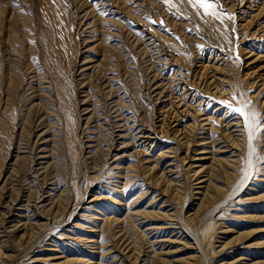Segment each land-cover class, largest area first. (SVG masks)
I'll return each instance as SVG.
<instances>
[{"label":"rangeland","instance_id":"374dc122","mask_svg":"<svg viewBox=\"0 0 264 264\" xmlns=\"http://www.w3.org/2000/svg\"><path fill=\"white\" fill-rule=\"evenodd\" d=\"M209 2L0 0V264H264V0Z\"/></svg>","mask_w":264,"mask_h":264},{"label":"snow or ice","instance_id":"6c2138e0","mask_svg":"<svg viewBox=\"0 0 264 264\" xmlns=\"http://www.w3.org/2000/svg\"><path fill=\"white\" fill-rule=\"evenodd\" d=\"M165 3H171V0H164ZM187 2L195 9H203L205 15H215V4L209 0H187ZM155 23V21H152ZM235 99V97H234ZM228 109L237 114L241 119L243 128L246 133L248 142V157L246 160L247 169H253L256 162H260L264 166V114H261L253 106L251 101H246L240 107L233 108L232 105L226 101H221ZM245 178H250V172L245 170Z\"/></svg>","mask_w":264,"mask_h":264},{"label":"bare ground","instance_id":"6f19581e","mask_svg":"<svg viewBox=\"0 0 264 264\" xmlns=\"http://www.w3.org/2000/svg\"><path fill=\"white\" fill-rule=\"evenodd\" d=\"M8 3V2H7ZM69 3V2H68ZM9 4V3H8ZM11 6V5H10ZM70 6V5H69ZM72 8V7H71ZM2 9V8H1ZM3 10H5L4 8H3ZM9 10H11V9H9ZM14 12V11H13ZM10 14V13H9ZM13 15H14V13H13ZM72 17V16H71ZM13 18V17H12ZM6 34V33H5ZM5 36H7V35H5ZM5 39V38H4ZM7 42H9V41H7ZM76 48V47H75ZM218 80V79H217ZM220 81V80H219ZM219 85V84H218ZM224 86V85H223ZM202 97V96H201ZM213 99V98H212ZM220 107L218 106V107H216L215 108V110L217 111L218 109H219ZM223 112V111H222ZM228 112H230L229 110H224V113H228ZM215 113V112H214ZM221 113V112H220ZM223 113V114H224ZM230 113H232V112H230ZM211 115V114H210ZM209 115V116H210ZM216 115V114H215ZM219 117H221L220 115H219ZM223 117V116H222ZM216 118V117H215ZM234 118V117H233ZM241 119L242 118H236V119H234V121L232 120H230L229 118H227V119H224V124H223V126H224V128H228V127H235L236 128V130H238V131H242L241 129L243 128V124L241 123ZM204 120H208V118H205ZM215 121V120H214ZM219 121V120H218ZM217 122V121H216ZM218 123V122H217ZM220 123L222 124L223 123V121L222 120H220ZM202 126V125H201ZM200 128H202V127H200ZM241 134V133H240ZM246 134V133H245ZM240 139V138H239ZM214 142V141H213ZM237 142V141H236ZM244 142V141H243ZM245 145H246V143H245ZM71 213V212H70ZM70 215V214H69Z\"/></svg>","mask_w":264,"mask_h":264}]
</instances>
